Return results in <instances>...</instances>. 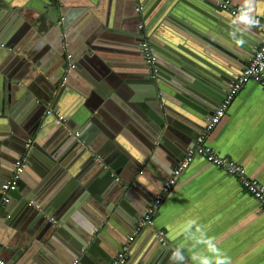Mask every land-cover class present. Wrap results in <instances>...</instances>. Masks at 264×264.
<instances>
[{
  "label": "crops",
  "instance_id": "crops-1",
  "mask_svg": "<svg viewBox=\"0 0 264 264\" xmlns=\"http://www.w3.org/2000/svg\"><path fill=\"white\" fill-rule=\"evenodd\" d=\"M36 1L0 2L7 5L8 2L11 3L9 7L3 4L5 7L0 9V36L4 37L1 41H5L0 46V128H7L12 133L11 130L22 120L23 126L17 128V136L21 141L19 144L22 143L25 147L28 140L43 143L46 156L51 162L44 168L42 176L27 168L18 182L17 192L20 198L14 203L15 207L23 202L24 196L31 195L29 203L33 207L29 210L38 211L36 218L28 212L26 227L27 236L33 235L32 249L37 248L39 262L29 259L28 263L22 260L15 263L66 264L64 261L73 260L74 263L77 260V264H99L98 261L103 264L104 258L108 257L110 261L132 234L139 220L135 222L136 216L140 215L139 211L145 213L154 204V198L162 193L170 174L169 167L176 165L175 159H183L184 155L175 141L168 138L165 149L154 147L152 151L148 136L132 123L139 124L150 133V123L140 115L142 108L137 104L142 103L150 89L143 83L140 84L143 81L141 77L145 74L140 57V42L137 40L138 36L127 31V21L140 13L141 10L136 11V7L141 6L144 11L146 5L155 0H52L55 7L61 1L66 2L61 13L55 9L48 10L47 6L50 5L45 0H40L39 5L35 4ZM229 1L244 7L248 13H253L264 22V0ZM160 2L161 0L155 6L154 13L161 5ZM34 4L39 9L32 7ZM189 9L191 8L186 6L182 8L185 15L192 17V22L176 15L174 17L180 19L179 22L186 27L196 28V50L190 49L189 45H181L185 42L181 37L177 39L173 32L176 29L171 26L168 28L160 21L151 27L150 36L160 42V49H170L169 46L166 47L165 41L172 42L182 52H190L199 60L210 62L222 73V63L219 66L216 61L220 58L223 65L231 69V74L227 75L229 81L249 63L253 51L263 39L262 30H251L244 19L237 17L226 18L224 21L217 15L221 20L204 22L196 12L191 14ZM56 12L59 20L64 18V26L69 32L63 44L56 30H50L56 23ZM152 17L151 12L146 21H150ZM51 19L54 21L53 26L50 25ZM72 38L74 40L70 41ZM203 44L214 45L213 48L218 53L210 48H203ZM81 49L87 52L90 60L93 55L97 56L113 74L123 73L125 77L121 80L128 79L131 85L122 87V82L116 80V75L113 80L116 81V88L109 87L104 78L99 77L100 73L94 71L93 64L97 62L92 59V66L85 63L86 67H80L78 72L70 74L62 90L59 89L62 86H59L60 81L55 86L56 90L52 95L56 98L53 100L50 95L44 108L56 109V115L45 121V130L37 137L33 128L45 109L40 107L42 103L31 89H41L44 92V80L49 83L50 79H59L57 74L63 62V53L67 50L71 55H79L82 53ZM221 51L226 52V56L221 57ZM10 53L13 57L9 56ZM140 75L142 76L139 77ZM197 83L202 89L192 88L196 93L205 97H209L208 94L217 95L220 98L217 101L220 102L222 91L212 89L204 81ZM104 86H108L111 91L106 97L104 95L108 89ZM176 93L185 97L190 105H182L177 101L174 96ZM165 95H168L166 98L171 102L172 108L177 110L175 112L184 118L178 117L182 123L184 120L191 122L192 118V122L202 127L207 118L201 117L197 109H203L206 105L203 99L193 93L179 90L174 92L172 89ZM107 99L111 102L104 106ZM127 100L138 107L140 112L137 113L128 104L125 106ZM58 114L65 118L62 124L55 121ZM197 116L198 120H195ZM30 123H34V126ZM3 130L0 129V153L4 150L15 152V146L5 143L6 134ZM74 133L82 135L88 146L91 144L92 150L87 145L85 147L92 152L94 160L88 154L83 155L81 146L74 147L72 142L63 146L66 138H75ZM205 142L243 166L249 177L264 185V92L257 80H249L237 92L225 115ZM171 145L176 150L172 151L169 148ZM114 149L117 151L116 157L120 158L121 155L126 159L118 168L120 175L117 176L128 183L123 185L124 188L134 187L136 193V197L130 196L127 201V209L109 208L110 196L119 195L121 191L115 181L100 195V201L90 195L85 186L100 172L96 153L105 156ZM9 169L6 165L0 169V183L6 179L2 178L4 174L10 177L12 170ZM108 189H112L109 194ZM43 207L54 215L60 225L54 229L51 226L45 228L46 212L41 210ZM99 210H104L105 215L108 213L107 217H111L109 220L105 218L101 228L97 227L98 224L95 225ZM7 223L8 221L0 222V257L9 262L8 259L15 254L14 243L18 242L22 231L18 225L11 227ZM153 225L154 228H145L134 237L127 253L128 264H148L147 259L161 246L156 236L159 229L165 230L169 247L177 250L184 259L175 260L176 258H171L172 254L168 264H264L263 206L244 189L239 180L209 164L201 156H195L168 193L162 194V200L153 212ZM89 229H96L99 233L100 244L93 251L94 255H73V244ZM21 243L24 245L23 241Z\"/></svg>",
  "mask_w": 264,
  "mask_h": 264
},
{
  "label": "water",
  "instance_id": "water-1",
  "mask_svg": "<svg viewBox=\"0 0 264 264\" xmlns=\"http://www.w3.org/2000/svg\"><path fill=\"white\" fill-rule=\"evenodd\" d=\"M1 1L2 0H0V2ZM45 1L48 3V5H50V7L47 6L48 10L55 9L56 11L59 10L60 13L63 11L64 6L66 5V2L61 1L60 2L61 4H59L58 7H55L52 3L53 2L52 0H45ZM159 1L160 0L151 1L148 5H146V8L144 9V11H142L141 9L140 13L138 12V14L136 15L134 19H130L127 21L128 27L125 26L127 28V31H129L130 34H132L133 36L134 34L138 36L137 40L140 43L142 42L144 37L148 39V41L151 44L152 51L156 55L155 65L157 68L155 72V76L151 77L150 73L148 72V69L146 68L145 60L141 52L140 57L142 58V61H143L142 65L145 68L144 70L145 74H143V77H141L142 75L139 76L143 78L142 79L143 81H140L141 83L140 82L139 83L141 85L143 84L146 85L148 89H150V91L147 92L148 95L147 97L144 98L142 103L140 104L139 102H137V104L142 108L141 110L145 113V114H142L143 112L141 111V114L140 113L139 114L143 115L144 119L150 123V125L148 126V127H151L150 133L149 132L147 133V131H145L139 124L134 123V122L132 123L135 124V126L141 132H144V134L148 136L149 141L152 144V148H153L152 151L154 150V147H157L159 149H165L164 147L168 143L167 140L172 139L173 141H175L177 148L180 150L181 154L184 152V155H185L187 149L193 145L195 137L197 136L199 132H201V129L205 125L206 121L203 123L202 127L200 125H197L195 122H192L194 121L192 118H191V122L184 120L182 123V121H180V119L178 118V117H181L182 115L180 116L175 112L177 110L172 108L171 102L166 98L168 97V95H165V93L169 89H172L174 92L176 90H179V92H185L189 94L193 93V95L195 94L199 96L198 98L203 99L206 105H204L203 109L198 108L197 113L203 118H209L212 116V113L215 107L217 106V103H218L217 100L220 99L219 96L214 95V94H208L209 97L200 96L192 88L198 87L199 89L200 88L202 89V86L199 83H197V81H204L206 82V84L210 85L212 89H215V90L218 89L219 91L223 92V97L220 100L222 101L226 95L229 85L233 83L234 79L236 78L238 73L239 74L241 73L242 69L228 81L227 75L231 74V69H227L225 64L223 65V61L220 58H218L216 61L218 62V64H220V62L222 63V66L221 64L219 65L223 69L222 73L216 70L210 62L203 60V59L199 60L197 57H195L190 52L189 53H187L186 51L182 52L172 42L169 43L165 41L167 44L166 47L169 46L170 49L169 48H166L164 50L160 49L159 47L160 42L156 38H153L150 36L151 35L150 29L157 21H160L162 24L167 25L168 28L169 26H171L176 29L173 32L177 35L176 36L177 39L179 40V37H181V39L185 42V43H181V45L183 46L189 45L188 47H190V49L196 50L194 49V44H196L194 42V39H196L195 38L196 28L194 29L193 27V29H191L188 26L187 28L184 24L179 22L180 19L186 20V21L189 20L188 21L189 23L190 21L192 22V19H191L192 17L190 18V16H187L184 14V10H182L184 6L190 7L191 9L189 10L191 14H194L196 12L198 14L197 16L201 18V21H204V22L205 21L211 22L210 20L215 21L216 19L221 20V18L218 17L219 15L220 17H222V20L224 21L226 18L228 19L232 17H237V18L239 17L234 16V15L232 16L228 11L221 9L218 5H216V2L214 0H161L160 2L161 5L158 6L156 12L154 13L153 12L154 8ZM154 2L156 3L154 4ZM40 3H41L40 0H37L35 2V4H38V5ZM3 4L0 3V9L4 8L5 6L9 7L11 5V3L9 2H8L9 5L4 4L5 5L4 6ZM35 4L32 7L39 9L38 5H35ZM151 12L153 13L154 18L152 17L150 21L149 20L146 21L147 16L151 14ZM1 14H2V11L0 10V15ZM247 14H249L250 17L254 16L253 13L250 14L247 12ZM174 15L178 16L180 19H176ZM54 17L57 18V20H56V23L54 24V28H51L50 30L52 32H55L56 30V32L60 35V42L61 44H63L65 41L64 40L65 36L69 34V32H67V29L64 26V18H62V20H59L57 12H56V15H54ZM59 17H60V14H59ZM240 19H243V18H240ZM172 20H175L176 23ZM243 21L248 23L247 19H244ZM53 22L54 21L51 19L50 20L51 26H53L52 24ZM140 24L142 25L141 28L138 27ZM191 24L195 26H199V24H193V23ZM246 26L256 32L262 30L259 25H251L248 23ZM164 28H166V26H164ZM70 36L71 35H69V37ZM263 36H264V33H263ZM2 38L4 37L0 36V46L3 45V43L5 42V41H1ZM6 39L7 38L5 37V40ZM73 40L74 39L72 38L70 41H73ZM203 45H204L202 46L203 48L204 47L208 49L210 48L213 51L217 52L215 48H213L214 45H208V44H203ZM89 48H92V46H90ZM68 50H71V49H68ZM175 50L179 51L180 53L175 52ZM1 51H2V48L0 47V54H1ZM81 51L82 53L79 55H71V53H67L68 52L67 50L65 51V54L63 53V56H62L63 62L61 64L59 73L57 74V77L59 79H57L56 81H52V79H50L49 80V83L51 82L50 84L44 80L45 85L44 87H42L45 90L44 92L41 89H39L40 91L38 89L37 91L35 89H31L32 92L35 93L37 98L42 103V105L40 106L41 108H44L45 102L49 100L50 95H51L50 97L53 98V100L54 98H56L55 95H52V94L56 90L55 86L58 84V82L62 79L63 76L65 77V80L62 86L59 87L60 90H62L65 87L66 79L70 77L71 73L78 72L80 67H86L84 66L85 63L92 66V59L93 60L96 59L95 62H97V64L95 65L93 64V67L95 69L94 71L97 70V73H100L98 74L99 77L104 78V82L107 83L109 87L114 88V89L116 88V86L114 85L116 84V81H113L114 76L116 75H118V79L116 80L122 82L121 83L122 87L123 85H126V84L131 85V82H129L128 79L121 80L123 77H125L122 75L123 73L120 72L117 74H113L109 67L104 65L100 61V59L98 60L97 56L93 55L92 59L90 60V58L87 57V52L82 49ZM66 53L70 55L69 58H67ZM226 54H227L226 52L222 53L221 51L219 55H221V57L222 56L224 57L226 56ZM9 56L13 57L12 53H10ZM1 57L2 55H0V58ZM14 57H16V55H14ZM217 74L219 76L220 74H222V76L217 77L216 76ZM95 75H93V78L95 77ZM105 88L108 89V86ZM110 92H111L110 89H108L104 97H106L107 93H110ZM57 94H60V93L57 92ZM182 95H184V93H182ZM174 96L177 101L182 103V105L183 104L190 105V102L187 99H185V97L183 98L178 93H176ZM110 102L111 101L107 99L104 103V106H106L107 104H110ZM127 104L130 105L133 110L137 111V113L140 112L138 111V107H136L132 103L130 104L128 100L126 101L125 106ZM41 115H39L40 118L38 116L35 126H34V123H30L31 125L34 126L33 132L37 134V137L39 133L45 130V126H44L45 121L49 119L50 117H53L56 115V109L47 108L44 110L43 114ZM28 116H29V113H28ZM195 120H198V116L195 117ZM22 124H23L22 120H19L18 123L16 124V128L11 130L13 131L12 133L10 132V130H7V128H0V129H4L3 133L6 134L5 143L9 144V146H13V147L15 146L14 147L15 152L14 151L8 152L7 150H4L2 153H0V159H1L0 163L1 164L3 163V165H0V169L2 168V166L6 165L10 167L9 170H12L16 159L21 155H25L24 171L27 168H29L37 172L38 175L42 176L44 173V168H46V166L49 165V163L51 164V162L49 160V157L46 156L47 153L45 152L46 149L43 147V143L40 144L38 143L39 141L36 140L35 142L32 140L28 150H26V148L24 147V144L22 143L19 144L21 141L18 139L19 136H17L18 134L17 128L18 126L20 127L23 126ZM1 142L3 143L4 140H1ZM71 142L74 144V147L75 145L78 147L81 146L80 148L83 150V155L88 154L90 156V159L92 158V160H94V156L92 152L87 151L88 149L85 147V145L87 144L82 135L77 136L74 139L66 138V141H65L66 144H64L63 146ZM87 147L90 148V150L93 149V148L91 149V144H89V146L87 145ZM172 147L173 146L171 145V147L169 148L172 151H174L175 148H172ZM109 153H110L109 155H105V156L104 154L96 153L97 154L96 156L98 157L97 163L99 165L100 172L97 174V176L93 178L92 181H90L85 186H86L87 191L90 193V195H92L97 201H100L101 200L100 195L108 188L109 184L112 181H115L116 185L120 188L121 191L119 195L116 194L114 196L113 194L112 196H110L109 203H108V205L110 204L109 208L110 210L111 209L114 210L115 207H125L127 209L128 206L126 205V203L130 199V196L136 197V193H134L135 189L134 187L124 188L123 185L128 184V183L125 182L124 179H122L120 176H117V174L120 175L118 168L121 167L120 165H122L126 159L122 157L121 155H120V158H118L119 156L116 157L117 156L116 149H114L112 152L110 151ZM175 160H177L176 165H178L182 159H175ZM176 165L174 166L172 165L169 167L170 174ZM169 175L167 176V178L169 177ZM2 178L7 179L8 178L7 174H4ZM4 180H2L0 183V222L6 223L8 221L7 225H10L11 227L18 225L22 231L18 242L14 243L13 249H14L15 254L12 255L10 259L8 260L10 263L13 262V264H16L15 261H21V260L24 263H28L29 259H32V261L37 263L39 262L37 261L38 255H36L37 248L35 247V250L32 249V246L34 247V244H33L34 241L31 240L33 235L27 236L26 225L28 223L26 219L28 218L27 217V215L29 214L28 212L32 214V217L36 218L38 216V211L33 210V212H31V210H29V209H32L31 207H33V205H30L29 203V200L32 198L30 197L31 195L24 196L22 199L23 202H19L17 207H15L16 204L14 203L16 202V200L20 198V194L17 192L18 182L20 179L17 182L16 189L13 191L7 192L6 198L8 201L3 202L1 204L2 197L4 196L2 189H1V185L4 182ZM111 192H112V189H108L107 194ZM33 202L35 203V201ZM75 203L77 204V202ZM41 210L42 211L44 210V212H46L44 213V216L46 217L44 218V221L47 223L45 225V228H47L48 226H51L54 229L56 228L57 225H60L58 220L54 217V215L50 214L46 208L44 209L41 208ZM95 211L96 209L94 208L93 212L95 213ZM103 211L101 210L98 211V220L95 223V225L98 224L97 226L98 228L103 227L102 224H104L105 218L109 216L108 213L107 215H105V211L104 212ZM141 212L143 213L144 211H139L140 215L136 216L137 219L135 220V222L138 219H140L142 215H144V213L142 214ZM110 218L111 217H107L106 220H109ZM41 234L43 233L41 232ZM98 236H99V233L97 232L96 229H89L86 233H83L82 237L78 239V241H76L75 244H73L72 246L73 250H71V253L73 255L76 254L77 256H84V257L91 255V254L94 255L93 251L96 250V248L98 247V244H100V239ZM35 237L38 240H40L38 236H35ZM21 241H23L24 245L21 243ZM61 253H64V252H61ZM171 255H172L171 247L160 246V248H158L156 252H154V254L150 256V258L147 259V262L148 264H168L170 262L169 259ZM171 258H176L175 260L184 261V259L180 255H173ZM127 261L128 259L125 261L124 264H128ZM64 262H66V264H72L73 260H69V262L67 261H64ZM98 263L101 264L102 261H98ZM108 263H109V259L108 257H105L103 264H108Z\"/></svg>",
  "mask_w": 264,
  "mask_h": 264
},
{
  "label": "built area",
  "instance_id": "built-area-1",
  "mask_svg": "<svg viewBox=\"0 0 264 264\" xmlns=\"http://www.w3.org/2000/svg\"><path fill=\"white\" fill-rule=\"evenodd\" d=\"M216 3L221 9L228 11L232 16L234 15L238 16L239 18L247 19L248 23L251 25H259L264 33V22L261 21L257 16H248L247 11L244 7L234 5L229 0H216ZM135 9L136 11H140L142 7L138 6ZM141 27L142 25H139V28ZM140 49L143 54L148 72L150 73L151 77H154L157 69L155 65L156 55L152 51L151 44L147 38L144 37V39L140 43ZM69 57L70 55L68 54L67 58ZM251 79L257 80L260 88L264 92V36L262 41L253 51L249 63L242 69L241 73L236 76L233 83L229 85L224 99L220 101V103L215 107L212 116L206 119L205 125L202 127L201 132H199L195 137L193 145L187 149L181 162L173 168L171 174L163 185L162 193L158 194L154 198V204L146 209L144 215L137 221V224L134 226L132 234L128 236L126 242L115 253L108 264H124L130 248V244L133 241L134 237L140 234L145 228H154L153 212L155 207L160 204L162 200V194L164 195L168 193V191L173 187V185L182 175V173L188 168L195 156L203 157L209 164L219 167L228 175L239 180L244 189H246L250 193V195L264 208V185L257 179L249 177L243 166L238 164L233 159L222 155L219 151L214 150L205 142L209 134L225 115L234 96L243 87V85ZM64 80L65 77L63 76L59 82V86L63 84ZM64 120L65 118L63 117V115H57L56 123L62 124ZM78 134L79 133H74V137H77ZM31 142L32 140H28L25 144L26 150L29 149ZM24 166L25 155H21L14 162V167L12 169L10 177L1 185V189L4 194L1 200V204L8 201L6 198L7 192L16 189L17 182L23 174ZM156 236L159 245L169 246V242L166 238L164 229L157 230ZM172 254L180 255V253L175 249H172ZM76 261L77 260H75L72 264H75ZM0 264L10 263L0 257Z\"/></svg>",
  "mask_w": 264,
  "mask_h": 264
},
{
  "label": "clouds",
  "instance_id": "clouds-1",
  "mask_svg": "<svg viewBox=\"0 0 264 264\" xmlns=\"http://www.w3.org/2000/svg\"><path fill=\"white\" fill-rule=\"evenodd\" d=\"M57 117V116H56ZM56 121V120H55ZM221 264H223V262H221Z\"/></svg>",
  "mask_w": 264,
  "mask_h": 264
}]
</instances>
